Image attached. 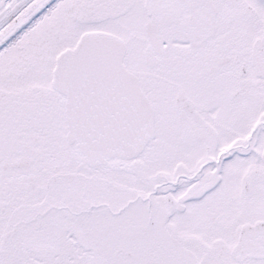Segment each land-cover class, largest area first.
I'll return each mask as SVG.
<instances>
[{
    "label": "snow or ice",
    "instance_id": "snow-or-ice-1",
    "mask_svg": "<svg viewBox=\"0 0 264 264\" xmlns=\"http://www.w3.org/2000/svg\"><path fill=\"white\" fill-rule=\"evenodd\" d=\"M0 264H264V0H0Z\"/></svg>",
    "mask_w": 264,
    "mask_h": 264
}]
</instances>
